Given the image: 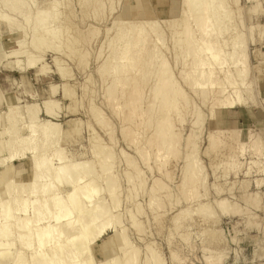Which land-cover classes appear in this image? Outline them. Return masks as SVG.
<instances>
[{
	"label": "rangeland",
	"instance_id": "374dc122",
	"mask_svg": "<svg viewBox=\"0 0 264 264\" xmlns=\"http://www.w3.org/2000/svg\"><path fill=\"white\" fill-rule=\"evenodd\" d=\"M38 1L39 6H43L44 8L47 6L48 1L53 2L55 0ZM56 1L61 2L59 3L60 16L58 22H60V26L62 24L61 31L65 33H63L61 38L62 42L58 44V46L61 48H59L60 52L57 49L59 53L56 52L55 48L57 47L54 48V46L51 48L55 50H52L51 48H48V50H46L47 48L36 50L34 46L31 47V44H33L31 37L33 34L32 26L34 25V21H30L28 26L23 15L19 14V17L18 14H15V16H13L15 17L13 19L17 18L14 20L15 25H17L13 28L14 32L10 31L4 22H0V93L2 95V102H0V133L7 126H9V123L5 121L2 114V112L6 110L8 104L18 103L19 105H25L28 103H34L39 108H43V102L51 97L50 87L53 84H57L59 85L57 87L58 90L53 99L57 100L59 104L56 105V112L58 115L55 118L48 119L53 121L56 120L62 124L60 144L65 150L66 154H68V157H70V159L74 158L75 161L84 159L95 160L96 162V158L94 157V154L91 150L93 149V145L103 143L109 147L110 151H112L114 155L112 163L109 164H112V168L108 166L110 168V172L108 171V174H103L102 177H100V175L99 180L97 181L98 183L96 182L97 184H95V186L97 187V185H100L103 187L104 184H106V177H108L109 174L117 176H115V178H117V181L119 182L118 188L120 187L118 190V193L120 192L118 198L119 207L117 206L118 208H114V210H116L113 211L112 208L114 206L109 200V194L107 195V193H105L106 195L104 196L107 197L106 200L108 204L106 203L107 205L105 206L108 208V210L110 209L112 213L119 214V218H121L122 226H115L114 228L119 231L121 227H124L125 231L124 229L123 231L127 236V241L129 240L128 245L131 244V246L138 248L136 252L138 254L137 257L139 258V260H137V264H145V261L152 254V252H156L160 259L164 260V264H207L206 256L209 255L212 257L221 256L222 262L221 260L219 262L222 264H264V185L259 189L262 193V202L259 203L260 205L258 204V207H255L257 205L253 204V208L251 205H249L251 202L248 201V198L249 194L252 191L256 192L257 189L255 188V185L252 184V182L250 185L246 184V181L249 179L252 181L256 177H264V175H261L263 174L262 172H258L262 166L264 167V156H258L255 154L256 151L251 147L248 139L250 132H253L254 134L258 133L264 142V104L259 98L264 97V0L223 1L232 11L231 17L233 18H230L231 20H226L227 24L228 22H231V24L226 25V28L228 29L226 30L224 36L227 37L232 35L231 33L234 29L238 30L236 32L240 31L243 34V44L248 61L246 66L248 65L247 68L249 69L248 72L250 73L249 77L252 79V81H254V89L256 90V92L253 91L255 97L250 103L227 109L214 107L215 105H218L214 104L215 101L212 102L213 97L214 99L216 95L217 98L220 97V95L218 96V92H216L218 90V87H215L217 84L214 85V87L212 86L211 89V86L207 88L209 89L208 91L207 89L205 90L207 93H204L205 91L203 92L205 96H207V99L204 100V95L202 94V98V95L199 94L201 93L199 90L201 89L200 84L196 85L198 84L197 82L200 81H197L195 84L197 86L196 88H198L197 92V89H195L194 85L188 82L191 84L189 86L196 91L192 88L190 89L188 87V83L186 84L185 79L183 80L184 75L185 77H189L191 72L188 71H191L190 68H192L188 66L190 69L189 70L188 67L185 66L186 61L188 62L189 60V55L186 57L187 55H183L177 48L179 44L183 42L181 39L182 42L179 43L180 38L178 39V35L180 34H178V32L183 28V25L179 24V22L181 21L180 23H182V16L184 15L183 12H185L184 10L188 9L187 3L185 4L183 0H100V2L96 0V3L94 0ZM34 10L35 9L33 8L30 10L31 13L30 11L29 13L32 14ZM188 18L189 19H187L186 23H190L191 21L189 24L191 29L197 30V26L192 23V17L189 15ZM124 20H126L125 26H127V28V23H130L129 29L130 26L133 29L132 21H135L133 26L142 28L141 30V28L135 27L137 28L135 30L140 29L139 31H142L143 36L148 34L146 37L152 35L154 36V34L151 33L152 31H150L151 28L146 22L147 20H151V22H155V25L157 24L155 26L157 27V30H160V42L161 38L163 37L160 36L161 33L164 35L162 39L163 43L159 42L158 45H156L157 48L156 46L154 48L152 47L151 49L153 50L151 52L157 54V59L159 57V59L161 58L163 61H165L166 58V67L169 64L168 67L170 70L172 69L171 71L173 72H171L172 76L174 75L172 79L174 81L175 79H178L179 83L176 84V86L180 85L179 88L182 89L185 97L188 95L186 97V101H189L190 103V105L188 103L185 104L183 103L185 101L184 100L180 105V108L178 107L180 110H176L175 108L174 111H176L174 113H172L173 109L171 110V120H173L174 124L172 121L171 123L172 127L174 125V128H171L170 132H178V135L182 133V138L179 139V142L176 144V148H178V150L180 149L178 153L176 152L173 154H166L163 150L162 152L158 151V147L155 145L154 140L158 131V127L156 126L158 125H153V123L149 124L150 122L145 119L147 118L146 110L148 109L146 107H148L147 105L150 101H153L152 97H154L153 95L155 94V89L152 90V86L154 88L155 79L157 78L156 76L153 77V74L155 73L154 69H156V67H160L158 65L162 63V61L160 62L161 59L158 60L159 62L156 59V61L153 59V64H151L153 66L148 67L146 69L147 71H145L146 74L148 72L147 78H145L146 74H144L143 71H140L142 69V66L140 65L138 66V69H135L129 73L136 79L137 77L141 79V76H145V84L146 82L148 83L144 85L145 87L142 91L144 100H142L143 102H141V100L139 101L140 107L137 108L138 112L132 111V107L126 104L127 96L129 95L128 92H126V94L124 92L122 96V92L119 89L113 98H109L107 96V90L111 85L110 83L113 81V76L107 71L108 68H104L106 69L105 72H107L105 73L103 69L100 70V67L106 62L108 65V62L112 59L114 54L118 52L115 49L119 50L123 45L124 49L125 43H128L127 38L126 40L124 39V43H122L123 39L119 40L120 43L115 41L121 33L133 31L132 29L130 31L125 26L123 27L125 29H121V22ZM172 22H175V25ZM184 23L185 22H183V24ZM144 24H147L148 26H145ZM118 25L120 26V30H122L121 33L118 29ZM143 26H145L148 32L151 34L146 32L147 30L145 31V27L143 29ZM18 27L20 30H18ZM22 27L25 31L22 29ZM117 29L119 33L117 32ZM135 30L134 32L129 33V35L132 36L135 33ZM227 31L229 33H227ZM236 32L234 30V33ZM139 33H135L134 35H139ZM175 33L177 36L174 35ZM143 36L141 35V37ZM138 37L141 38L140 36ZM111 38L113 40L115 38L114 43L117 44H114ZM149 39V43H153L155 41L153 43L155 45L157 38L156 40H154L155 38L151 37ZM152 39L153 42L151 41ZM17 40L22 42L21 45L24 43L25 49H21L22 46H20ZM176 40H178V46H175ZM111 44L114 46L113 48ZM16 47L18 50H27L25 52H30L32 55H34V57L37 56V60L40 57V61L38 60V62H35L37 64L28 66L26 64L28 63V54L27 56L26 53H22V56L10 54V50L14 48L16 49ZM155 48L159 53L162 52L164 54H159L157 50H154ZM114 51L116 52L113 54ZM224 51H229V47H225ZM190 56L192 57L190 58L193 59V56ZM223 58L227 57L222 56V59ZM18 59L21 60L20 64H18ZM56 59L61 63L64 71L63 76H61L60 70L56 69L58 64ZM125 61H122L123 64L130 62L128 59L126 60V58ZM19 66L26 67L20 69ZM42 67H45L47 70L42 71ZM179 70H182V73L184 74H181ZM152 71L153 73H151ZM108 73L110 75H108ZM179 73L182 75V79L180 78ZM222 73L223 72L219 73L222 76L218 74L221 77L220 80L224 76ZM222 81H224V79ZM222 83L223 82H220V84ZM139 84H141V82H139ZM213 91L216 93H213ZM178 94L181 93L179 92ZM183 94H181L182 97ZM213 94L216 95L212 96ZM176 95H173V99L176 97ZM181 95L177 97L180 98ZM189 98L191 99V102L193 101V104H191ZM217 98L216 100H218ZM202 102H205V104ZM141 103H143V105H141ZM184 105L187 106V109L184 107ZM191 105L195 107V110ZM91 106H94L99 110L107 124L100 123L99 121L95 120L93 117V112L90 109ZM188 108L192 109L189 111ZM211 108L214 111H211ZM143 111L144 113H142ZM192 112L197 114L199 113L197 116L199 118L195 117L197 114L193 115ZM40 114L42 118H46L45 115H42V112ZM201 117L205 119L203 120ZM198 119L199 123H196V120ZM232 128L240 132V139L243 142H247L245 149L236 147L240 144H234V146L236 145L235 147L237 150L236 153H234V156L232 155L233 157L230 156V150H228L229 147L227 149V147H225V145L222 143V146H214L211 149L209 143L210 140L208 142L209 133L215 135L217 129ZM26 132V129H24L22 133L25 134ZM189 136H197L196 138L198 139L196 140L198 144H196V156L199 154L197 159H199L200 164L203 165V168L206 170L204 171L206 173L208 172L207 177L209 176L205 181V183H207L206 186H202V188H200V197L197 196L199 198H195V201L190 196H184L182 192V181L184 180L183 168L185 163L188 161L187 159H189L187 158V155H189L187 153L191 152L193 149V144L188 145V147L187 143H185V138H188ZM185 145L189 148V150L186 149L187 151H185ZM185 153L187 154L186 157ZM228 155L229 157H226ZM4 157L6 158V162H4V164H2L3 162H0V193L2 191L1 194L3 197L5 194L3 192L2 185L9 178H13L17 182H27L30 181L32 177V166L29 157L19 160L16 159L13 161H7L8 154L6 152L0 155V159H3ZM189 157L191 156L189 155ZM230 157L233 160L230 159ZM129 160L138 166L137 168L139 172L141 171V173H137V169H133L135 166L134 164L133 167L129 166L130 163L127 162ZM231 161H235V163L237 161V165L234 164L235 168L234 166L232 167L230 165ZM248 167H251V173L249 175H245L244 172ZM130 172L131 175L133 174L134 176H141L140 178H134L133 182L135 184L140 182V179H145L144 181L141 180L139 190L138 192L134 191L135 193L132 191V188H134L133 185L131 186L128 184L129 182L127 179L129 176H126V174L128 173L129 175ZM5 173H7L6 177L4 175ZM236 173H238L237 177ZM225 175H227V177H225ZM103 176H105V178ZM234 181L236 182L233 183ZM156 182L158 184L161 183L162 187L158 188L156 191H153L155 193L154 195V193H152V186ZM212 185H215V187ZM243 185L245 188L242 187ZM216 187L219 188L221 193L217 192ZM230 187L231 191L233 192L229 191L228 188ZM96 189L99 190V187ZM221 189H223V192H225L222 193ZM187 190V193L190 192V187H187ZM95 192V195L98 194V191ZM242 193H244L245 196ZM233 196L236 197L234 198ZM243 196L244 198H241ZM152 197H155V199L159 197L158 199L161 200V206H158L160 208H157V206H152L150 201ZM222 197H227L230 199V201L235 202V204L237 203V206L239 205V207L241 206V208H245L242 209L243 211H247H242L240 214L237 213L231 215L222 213L220 208H218L215 203L219 198ZM207 201L211 202L212 206L215 208V212H217V218L220 220L215 217V214L213 217H209V215L205 217L201 213H198V206L200 204L206 203ZM245 201H248L249 203ZM184 208H189V212H182V214H180ZM138 209L140 211H138ZM130 212L133 214V216L136 215L135 221L139 223L137 224L139 226V230L133 226H136V222L131 223L132 220L130 219L132 215ZM178 212H180V215ZM246 213L247 215H245ZM176 214L179 217H176ZM175 217L178 218V223L174 222ZM215 218L218 221H215ZM211 219L212 222L215 221L214 225L212 224ZM174 225H176V227ZM212 228H215L214 230H216V228L218 230L221 229V231H223L222 235L224 236L225 241L217 240L216 238L212 239V234L210 233L213 230ZM112 229H110L107 235L102 234L101 236H97L95 241L92 242L90 253L95 257L96 264L106 261V258L109 255H112V252L108 251V249L106 250L105 247L108 246L112 250V248L115 249L116 245H118V241L113 239L115 230L113 229V231ZM208 237H210L212 240H210ZM113 243L114 245H112ZM120 250V253L119 251L116 253L119 257L122 256L123 252V249ZM4 263L12 264L10 262L6 263L5 260ZM153 263H155V261H153Z\"/></svg>",
	"mask_w": 264,
	"mask_h": 264
},
{
	"label": "bare ground",
	"instance_id": "6f19581e",
	"mask_svg": "<svg viewBox=\"0 0 264 264\" xmlns=\"http://www.w3.org/2000/svg\"><path fill=\"white\" fill-rule=\"evenodd\" d=\"M95 1L96 0H94V2ZM98 1L100 2V0ZM183 1L185 2V4L187 3V6H188V9L184 10L185 12H183L184 15L182 14L183 15L182 23H180L181 21L179 22V24L183 25L182 26L183 28L182 30L178 32V34L180 33L178 35L179 36L178 39L180 38L179 43L182 42L181 39L183 40V42L180 43L178 46V42H177L178 40H176L177 44L175 43V46L177 45L179 52H181L183 55H187L186 57H188L189 55L190 61L189 60L188 62L186 61L185 66L192 67L190 68L191 71H188V72H191V74L188 73L190 74L189 77H185L184 75L183 80L185 79L186 84L190 82L192 85H194L195 89H197V92H198V88H196L197 87L196 85L200 84L202 90L199 89L201 91V93L199 94L204 95V100L207 99V96H205L204 94V93H207L205 90L209 88L210 86H211L210 87L211 89L212 86L214 87V85L217 84L218 86L217 85L215 86V87H218L217 88L218 90L216 92H218V96L220 95L221 98L220 97L217 98L216 94H215L216 96L214 94L212 95V96H215V99L213 97L212 102L215 101L214 104L218 105V106L215 105L214 107L221 108V109H227V108H234L239 105L242 106V105H246L247 103H250L251 100H253L255 97V95L253 94V91L256 92V90L254 89L255 88L253 84L254 81H252V79L249 77L250 73L248 72L249 70L247 68L248 65L246 66L248 61H247V56L245 53V47L243 44L244 43L243 34L240 31L236 32L238 30L234 29L236 33H234V30H233V32L231 33L232 35L229 34L230 36H227V37L224 36L226 30L228 29L226 28L227 27L226 25L231 24V22L230 23L228 22L227 24L226 20H231L230 18H232L231 17L232 11L226 5V3L223 2L224 0H183ZM59 3L61 2L60 1L58 2L56 0L53 2L48 1L47 6L43 8V6L41 7L39 6L38 0H0V22H4L7 25L8 29L14 32L13 28L14 26H17L15 25L14 20H16L17 18L13 19L15 18L13 16H15V14H18V16L19 14L23 15L25 17L27 24L30 21H34L33 22L34 25L32 26L33 34L31 37L32 38L31 41L33 44H31V47L34 46L36 50L43 49V48L45 49L47 48L46 50H48V48H51L54 46V48L57 47L55 49H56V52H58L57 49L59 50L60 48L58 44L62 42L61 38L64 33L63 31H61L62 24L60 26L59 25L60 22H58L59 16H60L59 15V6H60ZM191 3H192V6H191ZM31 8L35 9L32 13L33 15L30 14L31 13L30 10H32ZM189 15L192 17V23H194V25L197 26V27L195 26L197 30L191 29L189 25L191 21L190 23L189 22L186 23L187 19H189L188 18ZM134 22L132 21L133 25H134ZM146 22L151 28L150 29V31H152L151 33L154 34V36L152 35L153 37L152 36L146 37V35L148 34L143 36L142 31H139L140 29L135 30L137 29L135 27H138V26L134 27L132 23L131 25L133 29L131 28V26L129 29L130 23H127L128 24V28H127V26H125L126 20L121 22L122 30L125 29L123 28L125 26L130 31L132 29L133 30L132 32H134L135 30L136 34H138L139 32L140 33L139 35H136V36L134 35L135 33L133 35L131 34L132 36H130L129 33H132V32H128L127 29L126 31L128 33L126 32L121 33L122 30H120V26H119L120 23H119L118 29L121 34L116 38V40L114 38V40L117 43L118 42L120 43L119 40L123 39L122 43H124V39L126 40L127 38L128 43L127 42L125 43L124 49H123L124 45L121 46L122 50L115 49L118 52L116 51L113 52V54L115 52L116 53L114 54L112 59L108 62V65L106 64L107 63L106 62L101 65L102 68L100 67V70L103 69L104 72L106 71V69L104 68H108L107 71L113 76V81L112 83H110L111 85L108 87V90H107V96L109 98L111 97L113 98L119 89L122 92L121 94L122 96L124 92L125 94L126 92H128L129 95L127 94L128 96H127L126 104L132 107V111H136V112H138L137 108L140 107L139 101L141 100V102H143L142 100H144L143 99L144 96L142 95L143 88L145 87L144 85L148 84L147 82L145 84V81H146L145 78L148 77L147 76L148 72L146 74L145 71H147L146 69L148 67L153 66L151 64H153V61L155 59L157 61L161 59V58L159 59V57L157 59L156 58L157 54H154L153 52H151L153 50L151 48L152 47L154 48L160 42L159 40L160 30L159 29L157 30V27H155L157 25V24L155 25V22L153 21L151 22V20H147ZM183 22L185 23L183 24ZM172 23L175 25V22H172ZM145 26H143V29ZM138 28H141V27H138ZM118 29H117V32H118ZM18 30H20V28ZM146 30L147 29L145 27V31ZM146 32H148V30ZM229 32L227 31V33ZM176 33L174 35L177 36ZM140 34L143 37H141ZM138 36H140L141 38H139ZM160 36L164 37L162 33ZM150 37L155 38L154 40H156L157 38L158 42L156 41L154 45L153 43L155 41L153 42V39H152L151 41L153 43H149L150 41L148 40H150L149 39ZM163 37L161 38L162 43H163L162 41ZM114 40L112 41L113 43L115 42ZM18 43L20 44V46H22L21 49L24 48V43L23 45H21L22 42L20 41H18ZM18 43L17 45L19 46ZM117 43H114V44H117ZM113 47L114 46H112V48ZM225 47L226 48L229 47V51L227 52L224 51ZM156 48L154 49L155 51L157 50ZM55 49H52V50H55ZM25 51L18 50L16 47V49L14 48L10 50V54L22 56V53L23 54L26 53ZM159 54H164V53L160 52ZM190 55L193 56V59H191L192 57ZM26 56L28 57V59L26 58L28 62L26 64L28 66L37 64L35 62L36 61L38 62V60L40 61L41 59L39 57L40 59L38 58L37 60V56H35L36 57L35 58L34 55H32L30 52L26 53ZM222 56L227 57V58L222 59ZM125 58L126 60L128 59L131 63L127 62L129 64L127 63L123 64L122 61L123 60L125 61ZM20 61L21 60L18 59V64L21 63ZM161 61L162 63L158 65L160 67L159 68L156 67V69H154L155 73L153 74V77L156 76L157 78L155 79L154 88L152 86V90L155 89V94L153 95L154 97H152L153 101H150L149 104L147 105L148 107H146L148 109L146 110L147 118L145 119L150 122L149 124L153 123V125L155 124L158 125L156 126L158 127L157 128L158 131L155 135L156 138L154 137L155 145H157L158 151L162 152L163 150L166 154H173L176 152L178 153V151L180 150L176 148L177 147L176 144L179 142V139L182 138L181 137L182 133L178 135L179 133L177 131H176L177 133L170 132L171 128H174V125L172 127V123L174 124V122L173 120H171L172 118L171 110L173 109L172 113L178 110L184 100L185 101L183 103L185 104L188 103L189 105L190 103L189 101H186L187 99L186 97L188 95L185 97V94H183L184 92L182 91L181 88H179L180 85L176 86V84L179 83L178 79H175V81L172 79L174 75L172 76L173 72L171 71L172 69L171 70L169 69L168 67L169 64L167 65L168 68L166 67V63H167L165 62L166 58H165V61H163V59H161L160 62ZM56 62L58 63L56 69L60 70V74L61 76H63L64 71L61 66V63L57 59H56ZM139 65L142 66L141 67L142 69L140 71H143V73L146 74L145 75L146 77L141 76V79L137 77V79L141 81L137 80L135 77H132L129 74L131 71L138 69ZM19 67L20 69H23L26 66H19ZM43 70L45 71L47 69H45V67L44 68L42 67V71ZM219 71L223 72L222 74H224L221 80H220L221 78L220 76L222 75L219 74L221 73ZM179 72H181V74H184L182 73V70H179ZM109 73L108 75H110ZM151 73H153V71ZM181 74H180V78L182 76ZM223 79L225 82L222 81ZM138 81L141 82V84H139ZM197 81H200V82H197ZM196 82L198 84H196ZM220 82H223V83L220 84ZM191 84L188 83V87L190 89L192 88L189 86ZM58 86L59 85L57 84H53L50 87L51 97L49 99H46L43 102L44 104L43 108H39L34 103H28L25 105H19L18 103H16V104H8L6 107V110L2 112L3 118L5 119L7 123H9V126H7L8 128L6 127L0 133V136H1L0 155L6 152L8 154L7 161L8 160L13 161L16 159L19 160L22 158L29 157V160L32 166V177H31V180L27 182H17L13 178H9L2 185L3 186L2 189H3L5 196L4 197L2 196L1 194L2 191H1L0 193V264H5L4 260L6 263L10 262L12 264H96L95 257L92 256V254L90 253L92 242L95 241V238H97V236H101L102 234L107 235L110 229L112 228L115 230L113 239H116L118 241V245H116L115 249L112 248V250L108 246L105 247L106 250L108 249V251L112 252V255H109L106 258V261L101 262L100 264H137L138 263L137 260H139V258L137 257L138 254L136 253L138 248L131 246V244H129L130 246L128 245L129 240L127 241V236L124 232L125 231L124 227H121L119 231L114 228L115 226L119 227L121 225L122 223L121 218H119V214L112 213L110 209L108 210V208L105 206L108 204L106 200L107 197L104 196L106 195L105 193H107V195L109 194L108 195L109 200L114 206L113 207L111 204V206L113 207L112 208L113 211L116 210V209L114 210V208H116L119 204L118 198H119L120 192L118 193V190L120 187L118 188L119 182L117 181V178H115L116 175L114 176L113 174L112 175L109 174V176L106 177V182H105L106 184H104L103 187H101L100 185L99 186L97 185V187L95 186V184L98 183L97 181L99 180L100 175H101L100 177H102L103 174L105 173L108 174V171L110 172V168L108 166L111 167L112 164L111 165L109 164L112 163L113 161L112 159L114 158V155L112 151H110L109 147H107L106 144L103 143V144L93 145V149L91 150L94 154V157L96 158V162L95 160H84V159L75 161L74 158L70 159V157H68V154H66L65 150L61 147V144H60L61 135H62V124L56 120L53 121V120L48 119V118H55L58 115L56 112V109H57L56 105L58 104V101L53 99V97L57 93ZM208 90L209 89H207V91ZM179 92L183 94V97L181 94H178ZM214 92L215 91H213V93ZM173 95H176L174 99H173ZM179 95H181L180 98H178ZM203 95H202V98H203ZM216 98L218 100H216ZM259 98L261 102L264 104V97H259ZM0 102H2L1 93H0ZM190 102H191V99H190ZM202 103L205 104V102H202ZM191 104H193V101L191 102ZM141 105H143V103H141ZM184 107H186L187 109V106L184 105ZM175 108L176 110L174 111ZM90 109L93 112V117L95 118V120L99 121L100 123L107 124L103 115L99 112V110L96 107L91 106ZM139 109L142 110L141 108ZM194 110H195V107H194ZM144 111L142 113H144ZM211 111H214V110L212 109ZM41 112H42V115L46 116V118L41 117V114H40ZM194 114L196 115L197 113L194 112L193 115ZM198 114L195 117H197ZM204 119L205 118H203V120ZM196 121H197L196 123H199L198 122L199 119ZM24 129H26L27 131L25 134L22 133ZM196 137L189 136L188 138H185L186 139L185 143H187V146L193 144V147H192L193 149L190 148L192 149L191 152L189 153L186 152L191 157H189V155L185 153V157L187 155L188 156L187 158L189 159H187L188 161L187 163H185L184 168H183L184 169L183 171L184 180L182 181V184H183L182 192L184 196L186 197L190 196L193 200L195 198L200 197L199 196L200 188H202V186L204 187L206 186L207 183H205V181L209 177V176L207 177L208 172L207 173L205 172L206 170L203 168V165H201L199 162V159H197L198 158L197 156L199 154L196 156V151H197L196 144H198L196 140L198 138ZM208 138H209L208 142L210 140L209 143H210L211 149L214 146H218V145L220 146L222 143L225 145V147H227V149L229 147L228 150H230L231 157H233L234 153H236V150H237L236 147L245 149V145L247 143V142H243L240 139V132H238L234 128L217 129L215 132V135L214 134L212 135V133H209ZM248 139H249V143L251 144V147L255 149L256 151L255 154H257L258 156H261V155L264 156V142L262 141V138L260 137V135L258 133L254 134L253 132L252 133L250 132ZM234 144L236 145L240 144V145L238 146L235 145L236 146L235 147ZM187 146L185 148V151L189 150L188 148L189 146L188 147ZM146 156H147V153H146ZM226 157H229V155ZM231 157L230 159H232ZM4 158L0 159V162L1 163L3 162L2 164L6 162V158L5 159ZM127 162L130 163V165L128 163L129 166L133 167L135 165L134 162H132L131 160ZM236 163L235 161L234 162L231 161L230 165L233 167L234 164L237 165ZM137 167L138 166L135 165L133 169L138 170ZM261 168L257 170L258 172L263 173L261 175H264V167L262 169ZM137 170H136L137 173H141V171L139 172V170L138 171ZM250 170H251V167H248L247 170L244 172V174L249 175L251 173ZM237 174L238 173H236V177H237ZM4 175L6 177L7 173H5ZM227 175H225V177H227ZM126 176H129V178L126 177L128 178L127 179L129 182L128 184H130L131 186L133 185L134 187L132 188L133 189L132 191L138 192L139 185H141V180H143V178L139 180L140 182L135 184L133 182L134 178L135 177L140 178L141 176L139 177V176H134L133 174L131 175V172L129 175L127 173ZM103 177L105 178V176ZM243 181L245 182L244 179ZM247 181H246V184L250 185V183L252 182V184L255 185V188L257 190L256 192L252 191L249 194V198H248L249 200L248 199L247 200L250 201L251 203H249L248 201H245V202H248L249 205H251V207H253L252 206L253 204L257 205L255 207H258V204L262 202L261 201L262 193L259 189L264 185V177H256L252 181L250 179ZM235 182L236 181H234L233 183ZM212 186L215 187V185H212ZM98 187H99V190L96 189ZM161 187H162L161 183L158 184L156 182L152 186V193H154L153 191H156L158 188H161ZM187 187H190V192H188L190 195L187 193L188 191ZM242 187H244V185ZM228 189L229 191H231V187ZM221 190H222V193L225 192V191L223 192V189ZM95 191H98L99 195L98 194L95 195L94 194ZM217 192H220L219 188H217ZM244 196L241 198H244ZM155 197H152L150 201L153 207L157 206L158 208L159 207L158 205L161 204V200L158 199L159 197H157L156 199ZM215 203H216V206L220 208L222 213L229 214V215L237 214V213L240 214V212L243 211L242 209H245V208H241V206L239 207V205L237 206L236 205L237 203L235 204V202L230 201V199H228L227 197L219 198ZM248 203H245V204H248ZM197 209H198L197 211H199L198 213H201L205 217H207L208 215L209 217L211 216L213 217V215L215 214V217L217 218V215H216L217 212H215V208L212 206L210 201H207L204 204H200ZM138 211L140 210L138 209ZM182 212H185V213L189 212V208H186V209L184 208L181 211V213L178 212V214L179 213L182 214ZM131 215H132L130 219L132 220L131 223L136 222L135 221L136 215L133 216L132 213ZM245 215H247V213ZM175 216L179 217L177 214ZM176 217L174 218V222L178 223V220H177L178 218ZM217 219L215 221L220 220V219L218 220ZM215 221L212 222V219H211V222L213 225ZM135 224L136 226L135 225L133 226L139 230L138 228L139 226L137 225L139 223L136 222ZM174 226L176 227V225ZM214 229L212 230V232H210L212 234V237L211 236L210 237L212 239L216 238L217 240L225 241V238L222 235L223 231H221V229L218 230L217 228L216 230ZM208 231H211V230H208ZM211 238L210 240H212ZM112 245H114V243ZM13 247H14V250H13ZM120 249H123V252H122V256L119 257L116 253H118V251L120 253L121 251ZM221 259H222L221 256L212 257L209 255V256H206V260H207L206 263L207 264H217V263L222 264L219 262ZM153 261H155V263H153ZM164 263H165L164 260H161L159 255L156 252H152V254L145 261V264H164Z\"/></svg>",
	"mask_w": 264,
	"mask_h": 264
}]
</instances>
